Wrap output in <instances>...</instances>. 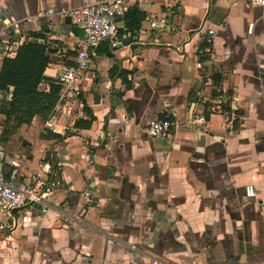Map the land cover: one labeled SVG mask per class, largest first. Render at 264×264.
Here are the masks:
<instances>
[{
    "label": "crops",
    "instance_id": "obj_1",
    "mask_svg": "<svg viewBox=\"0 0 264 264\" xmlns=\"http://www.w3.org/2000/svg\"><path fill=\"white\" fill-rule=\"evenodd\" d=\"M89 1L0 0V66L20 43L42 42L50 58L44 73L57 77L73 64L82 36L61 12ZM133 6L144 17L133 33L122 31L129 43H102L81 96L59 108L66 134L42 129L36 115L3 142L2 171L9 158L19 160L47 208L27 202L0 209V264H151L155 257L165 264H264V5ZM161 14L175 30L149 28ZM118 21L123 30L124 16ZM209 28L211 52L200 54ZM10 96L11 88L0 91V99ZM85 107L94 119L75 128L76 119L89 117ZM198 116L205 117L201 125L193 122ZM153 117H169L165 139L145 133ZM2 120L0 114V131ZM246 184L254 197L245 195Z\"/></svg>",
    "mask_w": 264,
    "mask_h": 264
},
{
    "label": "built area",
    "instance_id": "obj_2",
    "mask_svg": "<svg viewBox=\"0 0 264 264\" xmlns=\"http://www.w3.org/2000/svg\"><path fill=\"white\" fill-rule=\"evenodd\" d=\"M132 1L93 0L69 7L61 12V16H69L72 25L81 30L82 36L76 40L74 45L73 64L62 67L55 77L59 84L57 98L53 108L41 124L42 129L62 133L69 129L68 124L58 122L59 108L81 96L84 72L100 45L107 42L110 47H115L118 43L129 38L127 33L119 32L118 19L123 18ZM248 2L253 5H264V0H248ZM148 26L158 30L176 29L165 14L149 19ZM206 32L205 45L198 49L200 54L211 52L213 29L209 28ZM232 100L236 101L237 97H232ZM193 122L201 125L205 122V117L198 116ZM170 125L171 121L168 118L153 117L147 121L144 131L151 138L165 139L168 136ZM4 149L0 131V160L4 155ZM8 162L10 168L5 173L0 165V209L9 211L28 202L40 204L41 211L45 212L47 207L38 185L32 184L25 178L19 160L9 158ZM244 192L247 197L255 196L252 184H246ZM83 198L86 203L92 201L88 190L83 192ZM151 264L165 263L155 257L151 259Z\"/></svg>",
    "mask_w": 264,
    "mask_h": 264
},
{
    "label": "trees",
    "instance_id": "obj_3",
    "mask_svg": "<svg viewBox=\"0 0 264 264\" xmlns=\"http://www.w3.org/2000/svg\"><path fill=\"white\" fill-rule=\"evenodd\" d=\"M143 17L144 13L135 6L128 8L124 15V28L119 29V32L129 30L133 33ZM49 62L48 49L42 42H22L17 46L14 56L3 57L0 66V91L11 88V96L9 99H0V114L3 115L2 142L8 140L9 134L15 128L29 124L36 115L45 118L53 108L59 84L56 78L48 77L44 73ZM114 72V67L110 68L108 76H113ZM43 83L47 86L43 87ZM85 112L88 119H76L75 128L90 126L94 117L87 107ZM53 135L63 136L56 132ZM49 164L52 169L55 167L51 160Z\"/></svg>",
    "mask_w": 264,
    "mask_h": 264
},
{
    "label": "water",
    "instance_id": "obj_4",
    "mask_svg": "<svg viewBox=\"0 0 264 264\" xmlns=\"http://www.w3.org/2000/svg\"><path fill=\"white\" fill-rule=\"evenodd\" d=\"M65 20L68 21L69 20V16H66L65 17ZM8 31L12 34L13 33V27L12 26H9L8 27ZM129 41H130L129 39H126V40L122 41L121 43H118L117 46L119 47L121 45H127L129 43ZM98 101H99V94L98 93H95L94 94V97H93V102L94 103H97Z\"/></svg>",
    "mask_w": 264,
    "mask_h": 264
},
{
    "label": "rangeland",
    "instance_id": "obj_5",
    "mask_svg": "<svg viewBox=\"0 0 264 264\" xmlns=\"http://www.w3.org/2000/svg\"><path fill=\"white\" fill-rule=\"evenodd\" d=\"M86 75V71L84 72V76ZM83 79H84V77H83ZM84 80H82V82H83ZM42 86H43V84H42ZM40 118H39V120H40V122L42 123L43 122V120H44V117H41V116H39ZM3 121V120H2ZM1 121V125H2V127H3V122ZM16 130V128L13 130V131H15ZM12 133V132H11ZM10 133V134H11ZM9 134V135H10Z\"/></svg>",
    "mask_w": 264,
    "mask_h": 264
}]
</instances>
